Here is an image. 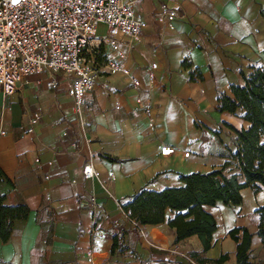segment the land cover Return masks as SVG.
<instances>
[{"label": "crops", "instance_id": "crops-1", "mask_svg": "<svg viewBox=\"0 0 264 264\" xmlns=\"http://www.w3.org/2000/svg\"><path fill=\"white\" fill-rule=\"evenodd\" d=\"M163 8H177L185 19L160 21ZM135 9L143 26L123 71L95 80L80 116L61 75L52 89L42 72L19 81L11 96L0 91V195L5 206L28 209L0 241V264H215L224 254L223 264H236L228 236L234 228L252 235L248 262L264 264L256 213L264 187L243 189L240 205L203 207L217 225L205 252L196 236L173 242L170 211L164 223L137 228L121 210L143 190L178 187L181 175L230 162L234 131L249 124L240 110L219 112L217 98L231 97L230 87H243L255 68L264 70V0H141ZM33 113L39 118L27 134ZM162 145L177 153L162 157ZM86 166L96 174L89 180ZM234 173L233 164L224 170Z\"/></svg>", "mask_w": 264, "mask_h": 264}, {"label": "built area", "instance_id": "built-area-1", "mask_svg": "<svg viewBox=\"0 0 264 264\" xmlns=\"http://www.w3.org/2000/svg\"><path fill=\"white\" fill-rule=\"evenodd\" d=\"M140 1L0 0L2 95L11 96L19 81L42 72L49 76L47 88H55L56 76L61 75L68 79L66 93L75 114L80 116L84 97L93 90L95 80L101 75L123 71L121 64L139 39L143 26V17L135 9ZM163 19L184 20L185 14L177 8H163L159 20ZM155 69L156 65H152L148 74L150 82L154 80ZM38 118L39 113L28 118L27 134L33 132L32 126ZM159 152L162 157H168L177 150L162 145ZM188 156L184 154L185 158ZM95 175L90 166L82 169L85 180ZM90 202L99 208L94 198ZM181 255L191 261L189 256Z\"/></svg>", "mask_w": 264, "mask_h": 264}, {"label": "trees", "instance_id": "trees-1", "mask_svg": "<svg viewBox=\"0 0 264 264\" xmlns=\"http://www.w3.org/2000/svg\"><path fill=\"white\" fill-rule=\"evenodd\" d=\"M264 18V9L260 10ZM187 66L186 63L183 64ZM194 80L192 74L190 77ZM243 87L231 86V97L220 95L217 98V110L235 114L242 112L241 118L249 124L247 130L234 131L235 152L230 162L207 174L193 173L179 176L178 187L165 188L161 191L143 190L137 193L130 202L121 206L127 218L140 226H155L165 222L166 212L172 217L167 226L175 231L173 242L178 243L188 237L196 236L203 251L212 246V236L217 229L213 216L206 212L204 206H214L216 202L236 206L242 201L241 191L251 189L254 193L264 187V70L255 68L244 78ZM109 162L116 160L103 156ZM233 164L237 173L226 175L224 170ZM4 177L0 169V180ZM258 214L257 235L264 242V207L256 210ZM26 206H5L0 195V241L6 243L11 235L13 221L27 218ZM236 244V264H250L249 248L252 235L244 228H234L228 233ZM118 246L113 239L112 250ZM224 254L215 260V264L228 261Z\"/></svg>", "mask_w": 264, "mask_h": 264}, {"label": "snow or ice", "instance_id": "snow-or-ice-1", "mask_svg": "<svg viewBox=\"0 0 264 264\" xmlns=\"http://www.w3.org/2000/svg\"><path fill=\"white\" fill-rule=\"evenodd\" d=\"M13 2L15 3V2H16V0H13Z\"/></svg>", "mask_w": 264, "mask_h": 264}]
</instances>
